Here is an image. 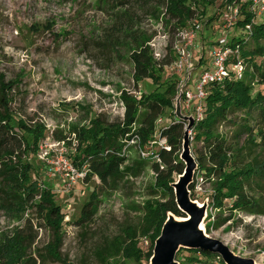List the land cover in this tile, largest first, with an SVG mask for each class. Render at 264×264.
I'll use <instances>...</instances> for the list:
<instances>
[{
  "label": "rangeland",
  "instance_id": "obj_1",
  "mask_svg": "<svg viewBox=\"0 0 264 264\" xmlns=\"http://www.w3.org/2000/svg\"><path fill=\"white\" fill-rule=\"evenodd\" d=\"M113 6L114 0H0V78L4 76L5 81L14 80L17 83L10 93L11 109L17 118H24L29 123H43L47 127V136L40 142L38 153L26 158L34 165L33 177L42 186L53 189L56 202L62 205L66 214L64 243L60 249L62 260H48L44 264H105L97 255L98 249L106 244L121 242L131 228H136L140 246L144 244L143 248L147 251L151 239L141 233L144 205L148 200L164 198L162 190L155 186L153 169L159 144L140 147L131 142L127 146V163L138 166V174L125 177L118 189L102 197L99 211L90 223L84 226L74 223L99 179L96 176L89 181L80 179L72 190H66L63 180L69 171L66 162L72 161L78 145L73 128L89 124L96 117L106 122L121 120L125 111L122 101L124 92L140 96L151 86L147 79L138 83L135 81L133 66L128 59L129 44H119L114 48L103 46L102 51L94 43L102 37L104 40L106 32L114 24L115 12L121 11ZM223 9L220 0L208 11L219 14L216 23H221ZM133 12L135 15L131 16L133 18L126 23V27L157 37L161 47L171 46L181 55L178 48L188 43V38L181 31L171 30L170 25L166 26L162 21V16L158 19L138 8L132 9ZM191 23L189 30L195 29L197 24L201 25L190 48L191 57L183 69L176 66V61L166 66L162 78L184 77L194 69L189 87L196 92L195 79L205 64L210 65L209 49L217 45L221 32L212 33L208 29V26L216 29V23L206 24L196 19ZM203 28L209 35L205 44L201 35ZM202 44L205 46L204 53ZM201 55L204 61L198 67ZM177 97L174 108L168 109L161 125L171 120ZM196 103L198 100L190 108H182L183 114H194ZM260 120L257 108L234 111L220 125L219 132L233 146H241L247 139L245 125L255 127ZM193 136L190 130V147L194 157L205 156L203 142L194 140ZM141 149L148 151V155H142ZM192 183L195 184L193 193L196 200L207 204L205 229L206 223L211 224L207 233L225 242L236 254L264 263V214L232 211V200H225L224 206L216 207L211 201L214 178L198 167ZM246 191L264 202V180H252ZM27 217L33 218L39 229L36 247L41 248L53 239L49 229L40 227L42 220L38 213H7L1 207L0 197V243L6 236L13 235L17 228L23 227ZM178 253L182 258L188 254L185 249ZM108 262L149 264L150 260L116 254Z\"/></svg>",
  "mask_w": 264,
  "mask_h": 264
},
{
  "label": "trees",
  "instance_id": "obj_2",
  "mask_svg": "<svg viewBox=\"0 0 264 264\" xmlns=\"http://www.w3.org/2000/svg\"><path fill=\"white\" fill-rule=\"evenodd\" d=\"M216 1L220 0H114L115 21L101 40L94 43L103 51V46L117 47L129 44L128 59L131 61L134 79L138 83L149 80L148 89L140 96L124 92L122 101L124 116L119 121L106 122L99 117L89 124L73 128L78 145L72 162L83 168L87 165L86 180L97 177L99 182L91 190L83 204L80 216L74 221L77 225H87L99 211L102 197L120 187L125 177L137 175L140 170L128 164L127 149L131 142L140 147L152 141L165 138L166 145L159 144L153 169L156 174L155 186L162 190L164 198L148 200L144 205V218L141 233L150 236L151 244L147 251L140 246L136 228L126 231L125 238L113 245H104L97 255L105 264L116 254L126 258L148 261L153 255L155 240L160 235L169 212L177 216L184 213L177 205L172 183L177 181L185 165L179 155L182 152L185 128L188 122L180 119L174 111L167 124L161 125L168 109L174 108V100L179 92V84L187 77L162 78L166 66L179 58L177 51L166 46V54L155 57L150 45L153 35H145L126 27L135 15L132 9L138 8L152 17L162 18L171 30L183 31L191 26L193 19L206 24H215L217 13H209ZM222 7L238 4L241 18L229 36L232 47L240 46V54L247 64L242 79L227 77L221 82H213L205 99V114L195 120L191 131L194 140L203 142L205 156H197L198 168L214 178L211 201L216 207L224 206L225 200H232V211L264 214V202L251 196L246 186L252 180H264V18L253 22L255 14L251 10L253 0H221ZM201 5L203 6L202 8ZM219 13V12H218ZM216 14V16H215ZM221 16V14H220ZM252 23V29L245 27ZM216 29L208 26L214 33ZM202 29L203 44L209 38ZM135 31V32H134ZM204 56L200 57L203 65ZM16 82L0 78V197L1 207L10 214H25L32 211L41 217L40 227L52 232L53 239L43 247H36L39 229L33 218L27 217L25 224L17 228L13 235L6 236L0 243V264H44L45 261H61L60 249L64 243V222L66 214L61 204L55 200L56 194L49 186H42L33 177L34 165L26 157L36 155L40 142L47 136L43 123H29L17 118L11 109L10 93ZM187 87V86H185ZM183 108V105H182ZM260 110L261 120L255 127L245 125V144L233 146L219 132L220 125L230 114L238 110ZM65 139V138H63ZM168 147V148H167ZM259 150L256 152V150ZM250 159H246L247 157ZM241 159V160H240ZM136 163H142L137 161ZM139 169V170H138ZM189 189L194 197L195 184ZM211 224L206 223L209 232ZM184 250L181 248L180 251ZM188 254L182 258L177 254L178 264H226L215 253L201 249H185Z\"/></svg>",
  "mask_w": 264,
  "mask_h": 264
},
{
  "label": "water",
  "instance_id": "obj_3",
  "mask_svg": "<svg viewBox=\"0 0 264 264\" xmlns=\"http://www.w3.org/2000/svg\"><path fill=\"white\" fill-rule=\"evenodd\" d=\"M194 69L189 72V77ZM189 79V78H188ZM182 93L177 97L175 114L188 122L180 157L185 163L184 171L179 174L177 181L172 183L176 202L184 216H177L169 212L163 224L160 235L155 240L153 255L149 264H178L177 253L184 249H201L218 254L226 264H264L257 263L253 258L236 254L225 242L209 235L202 227L206 218V203H199L193 199L189 186L198 167L190 147V130L195 119L192 115H185L181 105Z\"/></svg>",
  "mask_w": 264,
  "mask_h": 264
},
{
  "label": "built area",
  "instance_id": "obj_4",
  "mask_svg": "<svg viewBox=\"0 0 264 264\" xmlns=\"http://www.w3.org/2000/svg\"><path fill=\"white\" fill-rule=\"evenodd\" d=\"M251 10L255 14L253 22H256L264 18V0H253ZM241 18V9L238 4L226 5L223 9L221 15V26L215 31H220L219 39L217 45L212 49H209L210 65L205 64L197 78L195 79L196 92H192L189 87V82L192 77H187L182 81L180 85V92L184 98L183 108H190L195 100H198L195 106V113L191 114L195 120H200L205 114V99L208 94V88L213 82H221L227 77H233L236 79H242L247 71V64L243 61L240 54V46L232 47L229 42V36L232 30L236 27L239 19ZM201 28L200 24H197L195 29H185L182 32L184 36L188 38V43L185 46L178 48L180 52L179 58L176 60V66L179 69H183L185 63L191 57L190 48L192 42L195 38L196 32ZM252 29V23H248L245 27L246 31ZM151 48L153 50L155 57H162L166 53V46H162L158 43L157 37H153L150 41ZM159 45V46H158ZM205 46L202 44V53H204ZM204 55V54H203ZM202 55V56H203ZM200 64V63H199ZM189 78V79H188ZM187 86V87H185ZM180 95V94H179ZM160 122L162 119L159 120ZM166 145V139L162 138L157 141H152V144ZM168 148V147H167ZM141 154L144 156L148 155V151L141 149ZM69 171L67 172L65 178V188L66 190H72L80 179L86 177L88 168L84 165L82 169L77 167L72 161L66 162ZM147 244V240H144Z\"/></svg>",
  "mask_w": 264,
  "mask_h": 264
},
{
  "label": "bare ground",
  "instance_id": "obj_5",
  "mask_svg": "<svg viewBox=\"0 0 264 264\" xmlns=\"http://www.w3.org/2000/svg\"><path fill=\"white\" fill-rule=\"evenodd\" d=\"M199 203H201V202H199ZM202 204V203H201ZM202 227L204 228V224H202Z\"/></svg>",
  "mask_w": 264,
  "mask_h": 264
}]
</instances>
